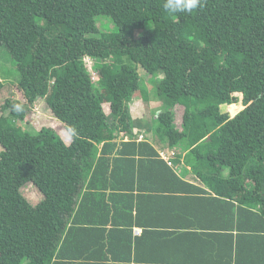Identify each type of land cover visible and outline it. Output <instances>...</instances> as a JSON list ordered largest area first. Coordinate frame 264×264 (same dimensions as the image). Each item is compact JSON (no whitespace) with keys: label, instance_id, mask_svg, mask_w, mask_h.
<instances>
[{"label":"trees","instance_id":"1","mask_svg":"<svg viewBox=\"0 0 264 264\" xmlns=\"http://www.w3.org/2000/svg\"><path fill=\"white\" fill-rule=\"evenodd\" d=\"M164 3L0 0V45L15 62L23 99L0 105V264L65 262L57 250L67 247L86 171L169 168L150 143L123 141L145 124L130 109L143 94L138 70L154 79L153 94L165 105L150 127L154 141L173 149L182 140L186 163L209 170L199 175L218 197L202 201L256 196L257 211L223 202L233 216H264V0H201L190 14L170 13ZM100 16L112 31H100ZM85 56L95 62L96 82ZM177 89L186 96L174 98ZM39 100L66 128L69 144L50 127L30 134L3 126L5 113L22 123ZM232 104L243 108L229 117L221 107ZM177 109L191 117L184 137L176 136ZM27 183L42 196L36 205L21 193Z\"/></svg>","mask_w":264,"mask_h":264},{"label":"crops","instance_id":"2","mask_svg":"<svg viewBox=\"0 0 264 264\" xmlns=\"http://www.w3.org/2000/svg\"><path fill=\"white\" fill-rule=\"evenodd\" d=\"M134 134L123 141L150 143L160 160L170 157L172 167L86 171L68 223L74 220L67 247L57 250L66 258L60 263L264 264V216H233L232 207L223 202L257 211L258 204L249 206L257 197L232 194L219 197L220 203L202 201L218 196L199 175L209 170L186 163L189 149L183 141L168 149L136 128ZM96 148L100 155L101 145ZM110 239L115 241L113 247L102 245Z\"/></svg>","mask_w":264,"mask_h":264},{"label":"rangeland","instance_id":"3","mask_svg":"<svg viewBox=\"0 0 264 264\" xmlns=\"http://www.w3.org/2000/svg\"><path fill=\"white\" fill-rule=\"evenodd\" d=\"M97 26L102 32H109L114 29L112 22L108 18L103 16L98 17ZM142 33L143 30H138L135 32L132 38H137ZM124 62H126V60H124ZM129 64L134 66V64L131 62ZM92 71V76L95 77V79L99 78V74L94 69H92ZM138 72L142 81V95L145 96V98H143L141 94H136L134 96L130 108L131 115L136 123H145L141 124L140 126H138V124L136 125L135 128L138 133H143L146 138L151 141H154L155 137L151 132L150 127L152 126V123L156 116V112L160 108L165 107V105L161 103V101L158 100L153 94L155 92V85L152 88L151 86L153 83L152 80L154 79L151 76L145 75L139 70ZM160 77L161 76L159 75L158 78ZM17 78L18 73L16 71L15 62L12 60L5 47L0 45V80L4 85L3 88L0 90V105L6 98L13 97L14 99H18L21 101L23 100L20 92L14 85V82H16ZM102 93H104V91ZM172 96L174 98H177L179 96H186V94L181 90L177 89L175 90V93H173ZM234 105L235 104L229 106L223 105L221 107V111L223 113H226L229 117H233L243 108L240 104L235 106ZM103 109L105 113L109 115L110 112L108 102H104ZM31 110L32 112L30 113L29 117L22 123L13 121L12 119L8 118L5 113V121L3 123V126L7 129H10L12 127H20L30 134H34L42 127H50L58 133V135L62 138L65 143L70 142V135L68 134L66 128L52 116V113L50 112V109L46 104L45 100H39L38 102H36ZM190 124V115L186 112L183 113L182 109H177L175 125L179 133L176 136H186ZM180 152H182V148H180ZM21 193L32 205H36L42 200V196L31 183H27L22 186ZM242 197L244 198V196ZM257 201L258 199H255L253 202H250L249 206H251L253 203L257 204Z\"/></svg>","mask_w":264,"mask_h":264},{"label":"clouds","instance_id":"4","mask_svg":"<svg viewBox=\"0 0 264 264\" xmlns=\"http://www.w3.org/2000/svg\"><path fill=\"white\" fill-rule=\"evenodd\" d=\"M201 4V0H165L164 9L170 13L190 14Z\"/></svg>","mask_w":264,"mask_h":264},{"label":"built area","instance_id":"5","mask_svg":"<svg viewBox=\"0 0 264 264\" xmlns=\"http://www.w3.org/2000/svg\"><path fill=\"white\" fill-rule=\"evenodd\" d=\"M83 63H84V66L86 67L87 71L90 73L92 81L93 82L98 81V78L95 79V77L92 76V73H93L92 69H94L95 62L90 57L85 56V57H83ZM162 158L168 166L172 167L170 157L162 156Z\"/></svg>","mask_w":264,"mask_h":264}]
</instances>
